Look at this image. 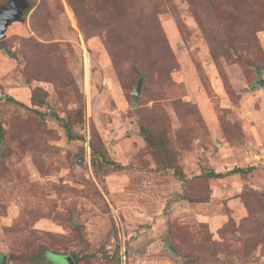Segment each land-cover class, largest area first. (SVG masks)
Listing matches in <instances>:
<instances>
[{"label": "rangeland", "instance_id": "1", "mask_svg": "<svg viewBox=\"0 0 264 264\" xmlns=\"http://www.w3.org/2000/svg\"><path fill=\"white\" fill-rule=\"evenodd\" d=\"M27 3L0 42V264H264V0Z\"/></svg>", "mask_w": 264, "mask_h": 264}, {"label": "trees", "instance_id": "2", "mask_svg": "<svg viewBox=\"0 0 264 264\" xmlns=\"http://www.w3.org/2000/svg\"><path fill=\"white\" fill-rule=\"evenodd\" d=\"M26 2H27V0H26ZM6 4H7V2H6ZM6 4H4L3 6H5ZM120 6L121 7L131 8V6H126V3L124 1H122L120 3ZM26 12H28V11L25 10L23 13H26ZM38 92H39L38 90L35 91L34 94H33V96L31 97V101H32L33 105H36V106L43 105V98L40 97V93H38ZM4 98L7 101H9V102H12L14 104H19L15 100H13L12 98H9V97H4ZM19 105L22 106L21 104H19ZM63 128L65 130V133H66L67 138L69 140H74V135L72 134L71 127H70V125H69L68 122H63ZM140 133H141V136L143 137L145 143L148 146H155V145H157V147L159 149H161L159 152L166 154V151H165L164 147L162 146V144L161 143L159 144V142L154 138V136L151 134V132L149 130L143 128V129H141ZM92 154L93 155L95 154L94 149H92ZM100 156H101V160L103 161L104 164H106V165H112L115 170H118V169H121L122 168L120 165H117V164H115V163L107 160L106 157L104 156V153H101ZM249 170L250 169L234 168L233 170L229 171L227 174H244V173L248 172ZM222 176H223V174H221V173H215L213 171L208 172L206 174V177L207 178H210V179H219ZM125 253H126V251H125Z\"/></svg>", "mask_w": 264, "mask_h": 264}, {"label": "water", "instance_id": "3", "mask_svg": "<svg viewBox=\"0 0 264 264\" xmlns=\"http://www.w3.org/2000/svg\"><path fill=\"white\" fill-rule=\"evenodd\" d=\"M27 7L28 3L26 0H10L5 6L0 8V42L4 40L5 32L9 25L19 21ZM141 84L142 81L140 79L133 91L134 95H139ZM254 85L264 89V80L259 78ZM64 260L67 264H71L69 258H64Z\"/></svg>", "mask_w": 264, "mask_h": 264}, {"label": "built area", "instance_id": "4", "mask_svg": "<svg viewBox=\"0 0 264 264\" xmlns=\"http://www.w3.org/2000/svg\"><path fill=\"white\" fill-rule=\"evenodd\" d=\"M87 151H89V147H87ZM121 256L123 259L125 258V248L124 247L122 248Z\"/></svg>", "mask_w": 264, "mask_h": 264}]
</instances>
